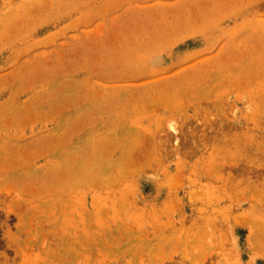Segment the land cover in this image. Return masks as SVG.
Returning <instances> with one entry per match:
<instances>
[{
    "label": "rangeland",
    "instance_id": "obj_1",
    "mask_svg": "<svg viewBox=\"0 0 264 264\" xmlns=\"http://www.w3.org/2000/svg\"><path fill=\"white\" fill-rule=\"evenodd\" d=\"M0 264H264V0H0Z\"/></svg>",
    "mask_w": 264,
    "mask_h": 264
}]
</instances>
